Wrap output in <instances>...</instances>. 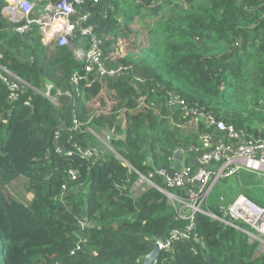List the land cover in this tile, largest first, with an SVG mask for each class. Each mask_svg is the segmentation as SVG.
Returning a JSON list of instances; mask_svg holds the SVG:
<instances>
[{"label":"trees","instance_id":"trees-1","mask_svg":"<svg viewBox=\"0 0 264 264\" xmlns=\"http://www.w3.org/2000/svg\"><path fill=\"white\" fill-rule=\"evenodd\" d=\"M58 1L43 0L39 9ZM5 4L0 0V64L26 88L10 103L0 80V264H142L156 240L166 243L187 221L156 188L134 195L139 176L127 163L149 176L171 167L176 147L199 146L204 132L224 136L204 122L209 115L247 139H264V0H86L76 7L92 13L104 65L125 71L93 83L89 76L78 91L71 78L85 61L71 48L45 44L36 27L19 33L2 11ZM136 16L150 44L120 55L119 44L132 42ZM230 38L238 42L227 51L215 47ZM82 41L90 43L77 34L75 42ZM49 85L51 94L69 88L73 98L54 104L45 96ZM105 85L115 91L116 106L92 118L88 103ZM177 96L201 114L199 127L170 103ZM75 114L82 135L66 130ZM108 128L119 133L112 144L121 159L91 138V130ZM70 136L102 154L95 161L65 155ZM71 168L80 170L75 179ZM20 177L32 194L29 204L6 193ZM152 180L163 185L157 176ZM84 215L91 221L85 238L78 222ZM258 249L248 234L198 213L190 237L173 240L154 264H264Z\"/></svg>","mask_w":264,"mask_h":264},{"label":"built area","instance_id":"built-area-1","mask_svg":"<svg viewBox=\"0 0 264 264\" xmlns=\"http://www.w3.org/2000/svg\"><path fill=\"white\" fill-rule=\"evenodd\" d=\"M3 1L6 4L2 11L9 15L19 33H24L30 28L36 27L41 32L45 44H56L60 47L71 48L76 59L85 61L83 69L72 75L71 80L74 84V91H78V86L82 82H87L89 76L94 77L91 81L93 83L105 74L116 76L125 71L123 65L118 64L117 67L110 70L104 65L102 60L103 49L100 47V44H103L104 41L102 36L94 33L95 26L91 22L92 13L89 10L85 12L78 11L76 7L86 0L48 2L40 9L39 5L42 4L43 0ZM98 1L93 0L94 3ZM77 34L83 40L90 39V43L85 45L82 41V44H77L75 42ZM0 80L9 90L8 100L10 103L17 101L25 92V82L2 64H0ZM51 89L52 86L49 85L46 88L45 96L56 105L60 104L58 101H61L62 97L73 98L74 92L69 88H58L54 95L51 94ZM170 103L173 105L178 104L184 108L183 110L189 117L192 127L201 125V114L197 109L187 108L182 98L179 96L171 98ZM73 117L76 119L73 118L72 126L67 127L66 130L82 135L84 132L75 131L80 130L83 122L76 114ZM204 122L215 125L225 135L204 132L200 135L201 143L199 146L191 145L186 148H177L170 157L173 163L171 167L157 168L149 176L144 175L127 163L129 171L135 172L139 176L135 182L136 185L146 182L150 187L158 188L160 192L162 190V193L172 202L177 203L178 201L177 205L174 204L178 206V218L187 221L184 228H175L171 231L169 241L165 243L162 240H156V244L160 243L165 248L169 247L173 240L188 239L198 213L248 234L252 241L254 237V240L259 239L264 242V205L259 204L244 193L238 194L231 200L219 196L215 207L220 213L210 205L213 189L219 180L235 177L242 170H248L264 177V139H247L246 132L238 131L232 125L218 121L211 115L206 116ZM90 132L95 137L94 134L98 131L91 130ZM103 132L105 131L98 133L105 135ZM106 132L112 134L115 132V128ZM59 137L60 133L57 132L56 138L59 139ZM69 141L72 142V146L64 152L67 156H78L86 161H95L102 154L97 146H84L79 140H75L74 136H70ZM57 151L62 153L63 147L61 145L57 146ZM179 155L183 156L182 160L179 159ZM68 174L75 179L80 174V170L71 168ZM154 176L159 177L163 185L153 181L152 177ZM193 183L199 185L195 191L190 190ZM150 187H146L144 191ZM180 190L182 191L181 194ZM78 222L81 229L84 230L82 234L85 238V229L91 225V221L88 215H84L78 219ZM238 222L244 223L247 227L240 226Z\"/></svg>","mask_w":264,"mask_h":264},{"label":"rangeland","instance_id":"rangeland-1","mask_svg":"<svg viewBox=\"0 0 264 264\" xmlns=\"http://www.w3.org/2000/svg\"><path fill=\"white\" fill-rule=\"evenodd\" d=\"M252 16L253 17L251 18V20H253V21L251 23V27H253L256 24L254 22L257 19V16L255 15V13L252 14ZM137 20H138V22L135 23V25H132V30H133L132 42H124V44L121 42L119 44V48L117 51L120 52L119 53L120 55H123V53L125 55L126 50L129 47H131V48H134L137 46L147 47L150 44L148 36L145 32L144 24H143L142 20L138 17H137ZM235 41L236 40L234 38L233 39L230 38V39L226 40V42L221 41V42L217 43L215 45V47H219V48L227 51L228 49H230L232 47V45H234L238 42V41H236V42ZM116 54L117 53H114L112 58ZM50 86H52V85H50ZM108 88L109 87L107 85L103 86V91L98 93L97 96L95 95L93 98H91L90 102L88 103L89 109H90V111H89L90 117L92 116V118H94L95 114H99V113L108 114V113H111L113 111L114 107L116 106L117 98L115 95V91H113L111 89L108 90ZM58 102H60V100ZM174 104H175V102H174ZM122 116H123V111L120 112L119 119H121ZM73 118L76 119L75 117H73ZM70 127H71V125H68V128H70ZM110 129H112V128H108V129L104 130L105 132H103V133L105 135H102L101 133H98V132H95L94 135H95V137H97L99 139L98 141L101 143V146L105 151L113 153L115 155V157H117L118 159H121V156L117 153V151L115 150V148L111 142V137H112V139L115 137H120L119 133L114 132V133L110 134V132H106ZM68 131H71V130H68ZM84 131L85 130H84L83 126H81L80 130L78 129V131H75V132H84ZM91 138H94V136H92ZM177 148H179V147H176L175 149H173V151L175 152L177 150ZM179 157H180L179 159L182 160L183 156L179 155ZM178 171H180V170H178ZM230 180H232V179L229 178V179L219 180L218 184L213 189V192H212V195L210 198V205H213L214 203H216L218 201L219 196L222 195V193H223L222 189L224 188V186L226 187L228 185L227 181H230ZM26 182H27L26 179L23 177L17 178L13 182H11L9 185H7L6 193L10 197L15 198V199L21 201L22 203L29 204L31 202L32 194L28 191ZM191 186H192L190 188L191 191H195L199 187V185L196 183H193V185H191ZM146 187H150V186L146 182H144V183H139L138 185L134 184L132 186L131 190L133 191L134 195H137L141 192H144V189ZM156 189L159 190L158 188H156ZM161 192H163V191L161 190ZM230 195L233 197L237 196V195H233V194H230ZM229 198H230V196H229ZM184 201H185V199H184ZM169 202L172 205H174V204L177 205V203H178V201H177V203H175V202H172V200H169ZM255 240H258L259 244H260L259 249L257 250V254H256V256H258V255L264 253V242L263 241L261 242L259 239H255ZM255 240L253 237V241L251 240V242H254Z\"/></svg>","mask_w":264,"mask_h":264},{"label":"crops","instance_id":"crops-1","mask_svg":"<svg viewBox=\"0 0 264 264\" xmlns=\"http://www.w3.org/2000/svg\"><path fill=\"white\" fill-rule=\"evenodd\" d=\"M5 16L8 19H10L8 14H5ZM231 179L232 180L227 181L228 185L226 187L224 186V188L222 189L223 193L220 196H224L226 200H231L234 197L231 196L230 194L238 195L240 193H244L250 196L251 198H253L259 204L264 205V177L263 176H260L257 173H254L248 170H242L239 175ZM217 203L218 201L214 203V206H217Z\"/></svg>","mask_w":264,"mask_h":264},{"label":"water","instance_id":"water-1","mask_svg":"<svg viewBox=\"0 0 264 264\" xmlns=\"http://www.w3.org/2000/svg\"><path fill=\"white\" fill-rule=\"evenodd\" d=\"M162 250V244L157 243L156 246L144 256L142 264H154L158 260Z\"/></svg>","mask_w":264,"mask_h":264}]
</instances>
